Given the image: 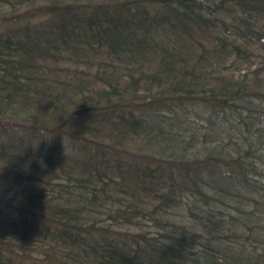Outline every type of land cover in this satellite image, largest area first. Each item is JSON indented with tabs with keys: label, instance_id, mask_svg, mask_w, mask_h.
Returning <instances> with one entry per match:
<instances>
[{
	"label": "trees",
	"instance_id": "1",
	"mask_svg": "<svg viewBox=\"0 0 264 264\" xmlns=\"http://www.w3.org/2000/svg\"><path fill=\"white\" fill-rule=\"evenodd\" d=\"M10 134L0 264H264V0H0Z\"/></svg>",
	"mask_w": 264,
	"mask_h": 264
},
{
	"label": "rangeland",
	"instance_id": "2",
	"mask_svg": "<svg viewBox=\"0 0 264 264\" xmlns=\"http://www.w3.org/2000/svg\"><path fill=\"white\" fill-rule=\"evenodd\" d=\"M50 136H43L33 139L30 135H16V134H10L8 136H0V146H5L9 148H16L17 146H23L24 149H26V146H31L32 144H36L35 147H38V145H44L45 148L49 147V143L51 142ZM54 140V139H53ZM30 142V143H29ZM70 145V146H69ZM67 148L71 150L73 148L72 144H66ZM21 147V148H23ZM39 148V147H38Z\"/></svg>",
	"mask_w": 264,
	"mask_h": 264
}]
</instances>
